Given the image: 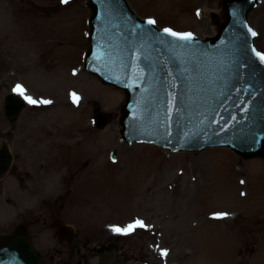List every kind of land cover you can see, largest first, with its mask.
I'll return each instance as SVG.
<instances>
[{"label":"rangeland","instance_id":"rangeland-1","mask_svg":"<svg viewBox=\"0 0 264 264\" xmlns=\"http://www.w3.org/2000/svg\"><path fill=\"white\" fill-rule=\"evenodd\" d=\"M85 1L0 0V141L6 139L14 155L0 180V233L19 226L24 191L37 210L56 219L30 225L47 264L94 255L118 225L133 220L146 227L134 230L132 264H264V159H244L226 147L171 152L122 140L124 93L82 66ZM127 2L158 27L199 37L215 32L206 9L221 8L220 0ZM248 18L264 54V0ZM16 83L38 103L30 102L11 126L2 107ZM97 108L110 113L101 128L93 124ZM213 212L228 215L209 217ZM58 218L75 228L70 243L54 236Z\"/></svg>","mask_w":264,"mask_h":264},{"label":"water","instance_id":"water-1","mask_svg":"<svg viewBox=\"0 0 264 264\" xmlns=\"http://www.w3.org/2000/svg\"><path fill=\"white\" fill-rule=\"evenodd\" d=\"M86 5L91 14L84 67L124 91L123 139L172 151L226 146L246 159L264 158V59L248 22L258 0H221L216 34L191 40L146 23L126 0ZM4 100V114L13 124L25 103L12 93ZM107 121V113L96 111L97 126ZM10 161L3 143L0 175ZM0 264L45 262L19 229L0 236Z\"/></svg>","mask_w":264,"mask_h":264},{"label":"flooded vegetation","instance_id":"flooded-vegetation-1","mask_svg":"<svg viewBox=\"0 0 264 264\" xmlns=\"http://www.w3.org/2000/svg\"><path fill=\"white\" fill-rule=\"evenodd\" d=\"M40 167L44 168V165H41ZM40 167L37 171H40ZM25 180V179H24ZM3 190L0 187V194H4L2 192ZM21 197V206L19 207V223L23 225L25 228H29L30 225L33 223H38L39 221H42V224L44 225H50L51 223L56 222L55 216L51 214H45L42 210H37L36 204L33 203V196L25 197L27 193L24 191L20 192ZM6 199L5 201L11 199V197L4 196ZM43 202H48L50 206L53 205L54 199L48 200L45 195H42L40 198ZM34 206V207H33ZM58 225L62 223L60 219L58 218ZM4 222V221H2ZM31 227V226H30ZM32 232H30V235H33L34 237L37 236V232L32 230V227L30 229ZM56 234V233H55ZM59 236L64 238L65 234L59 233V235L56 234V238L59 239ZM133 236L127 235H108L103 239L101 243L95 246L97 250H95L94 255L88 256V257H82L79 254L76 255L74 258H70L72 261H69L68 264H101V260L104 259V256L107 252H111L113 256V264H132L135 262L134 259V252L136 248L135 238H132ZM75 249V248H74ZM74 249H71L73 252ZM80 249H77V253ZM45 254H49L48 251H44ZM69 253V256L71 257L72 253ZM76 253V254H77ZM58 254V253H57ZM75 255V254H74ZM92 257H96V261H92ZM69 259V260H70ZM104 262L108 263V259L104 260Z\"/></svg>","mask_w":264,"mask_h":264},{"label":"snow or ice","instance_id":"snow-or-ice-1","mask_svg":"<svg viewBox=\"0 0 264 264\" xmlns=\"http://www.w3.org/2000/svg\"><path fill=\"white\" fill-rule=\"evenodd\" d=\"M69 2H70V0H61V3H63V4H68ZM146 23L155 24L156 21L149 19L148 21H146ZM249 31H252V30L249 29ZM164 32L169 33L170 35H172L174 37H179V38L185 39V40H191L193 38V34L190 32L189 33H177V32H174L172 29H169V28H165ZM252 34L256 35L255 32H252ZM261 59H264V54H261ZM16 88L20 89L21 94H23V92L25 91L21 85H17ZM71 95L75 96L76 94L72 93ZM25 99H27L29 102H31L33 104L38 103L34 98H32L30 96L25 97ZM77 99H78V97H77ZM43 103L50 104L51 101L50 100L43 101ZM241 183H243V181H241ZM241 195H244V193H241ZM227 215H228V213H217L216 214V216H218V217H226ZM136 227H146V225L144 224L143 221H135L134 224L128 225L127 229L117 228L116 230L120 231V232L134 231ZM162 254H166V251H163Z\"/></svg>","mask_w":264,"mask_h":264},{"label":"bare ground","instance_id":"bare-ground-1","mask_svg":"<svg viewBox=\"0 0 264 264\" xmlns=\"http://www.w3.org/2000/svg\"><path fill=\"white\" fill-rule=\"evenodd\" d=\"M209 12V10L206 9V13ZM218 13H221V11H217ZM214 28L216 29V26H214ZM17 86V85H16ZM15 86V87H16ZM17 89V88H16ZM19 91V93L21 94L20 89H17ZM24 98L27 96H30L26 91L23 92V94H21ZM27 100V99H26ZM119 125V124H118Z\"/></svg>","mask_w":264,"mask_h":264}]
</instances>
